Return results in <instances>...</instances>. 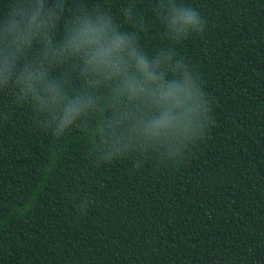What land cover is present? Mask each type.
<instances>
[{
	"label": "trees",
	"instance_id": "obj_1",
	"mask_svg": "<svg viewBox=\"0 0 264 264\" xmlns=\"http://www.w3.org/2000/svg\"><path fill=\"white\" fill-rule=\"evenodd\" d=\"M157 2L87 0L149 55L173 48L190 65L210 101L205 136L174 161L134 152L98 165L82 129L54 137L0 93V264H264V0H177L206 21L179 44ZM129 3L142 28L125 22Z\"/></svg>",
	"mask_w": 264,
	"mask_h": 264
},
{
	"label": "clouds",
	"instance_id": "obj_2",
	"mask_svg": "<svg viewBox=\"0 0 264 264\" xmlns=\"http://www.w3.org/2000/svg\"><path fill=\"white\" fill-rule=\"evenodd\" d=\"M64 12L65 0H9L0 20V93L28 103L54 137L82 129L98 165L134 152L174 161L205 136L210 101L173 48L149 55L137 33L87 0H75L69 19ZM156 13L173 44L206 28L177 0H158ZM121 14L142 28L133 4Z\"/></svg>",
	"mask_w": 264,
	"mask_h": 264
}]
</instances>
